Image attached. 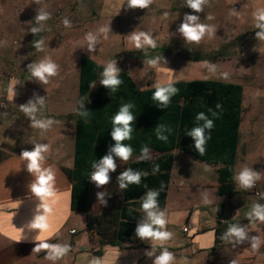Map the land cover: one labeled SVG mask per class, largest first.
I'll return each mask as SVG.
<instances>
[{"label": "crops", "instance_id": "obj_1", "mask_svg": "<svg viewBox=\"0 0 264 264\" xmlns=\"http://www.w3.org/2000/svg\"><path fill=\"white\" fill-rule=\"evenodd\" d=\"M253 1L264 9V0L259 3ZM21 34L15 30H0V96L5 105L4 110L0 111V123H3L0 138L21 141V146L25 148L21 153L0 162V264H156L165 250L173 255L170 264H264V220L256 216L241 223L235 221L238 224L236 229L244 233L242 237L232 233L223 241H217L219 223L234 221V218L227 216L228 201L234 197L218 194V173L214 179L207 178L200 182L198 191L202 198L187 208L172 203L177 200L174 194L180 192V183L186 178L176 175L173 180L171 176L165 208L161 210L166 220L161 231L168 228L167 232L172 238L170 242L151 240V237H131L134 245L106 246L98 256L95 251H99L101 245L94 249L89 237L74 241L78 230L85 231L88 215L71 209L72 182L66 172L73 169L75 164L82 70L85 76L88 75L93 62L105 69L112 65L116 76L121 72L128 73L135 88L141 92L191 81H217L242 86L240 140L234 179L238 191L243 186L237 179L235 168L241 157L245 167L258 177L255 182L264 188V59L189 61L176 60L170 54L163 55L165 62L169 63L160 65L157 63L160 60L151 55L152 47L144 42V36H140V47L136 46L134 36L119 51L116 48L119 43L117 33H110V40L106 41L103 29L87 26L62 30L65 37L56 39L60 50L57 58L51 61L41 49L47 44L46 38H40L37 54L31 55L25 49L24 42H16ZM89 35L93 39L90 40ZM140 49L143 50L141 53L149 55L140 58L137 55ZM45 61L57 65L56 74L50 76L49 85L36 78L32 70L10 75L2 69L7 62H35L37 66ZM211 65L215 68L211 69ZM24 73L29 74L37 86L31 85L29 79H22ZM105 78L101 74L92 91ZM10 85L13 93L11 99ZM23 108H34L35 111L29 114ZM49 121L51 123L47 129L37 126V122ZM38 145L48 148L42 153L41 170L50 169L55 175L54 191L48 198H41L32 191L38 173L29 171V161L22 158L24 151H33ZM240 148H244L241 154ZM179 153L182 152H171L174 158ZM148 154L159 156L150 149L146 150ZM207 173L204 170L202 174L208 177ZM252 199L255 205L257 203L264 208V197L258 202ZM219 206H223L221 213ZM41 215L47 217L49 224V236L44 242L67 248L65 255L58 259H49L51 249L35 251L40 243L35 237L42 232L32 225ZM72 230L76 233L72 234ZM16 232L20 233L19 241L13 238Z\"/></svg>", "mask_w": 264, "mask_h": 264}, {"label": "trees", "instance_id": "obj_2", "mask_svg": "<svg viewBox=\"0 0 264 264\" xmlns=\"http://www.w3.org/2000/svg\"><path fill=\"white\" fill-rule=\"evenodd\" d=\"M139 52L143 50L140 49ZM139 56L145 57L143 54ZM185 59L202 61L212 60L214 57L188 56ZM91 63L92 68L88 75L85 76L82 70L75 164L73 169L66 172L72 182L71 209L88 215L86 231L92 232L97 227L99 229L101 248L95 251L96 255H101L106 246L119 247L131 237H141L137 229L152 223H145L138 214V211L144 210L142 204L149 193H157L154 210L165 208L174 161L171 152L174 150H179L208 166L220 167L218 194L229 198L237 195L234 166L240 140L242 86L217 81L169 84L166 86H171L176 91L164 104L153 99L157 88L138 91L130 75L124 72L116 76L120 84L115 88L102 83L92 91V86L106 69ZM124 107H127L132 116L129 122V138L119 142L131 149L127 160L121 159L115 153L118 142L113 138L115 128L122 127L114 123V117ZM200 114H203L204 119H198ZM207 121L212 122L211 128L205 127ZM196 128L204 129L206 143L203 154L196 148V141L190 135ZM148 149L158 153L159 157L146 158ZM106 157H111L115 165H121L116 169L117 172L123 174L130 171L140 175L139 183L124 182L123 204H119L113 211L116 227L113 238L103 233L101 229L104 228L99 226V221L106 212L102 209L100 216H94L89 206L92 176ZM222 207L219 206L220 213ZM237 226L235 221L220 222L216 231L217 241H223L232 234L230 229ZM152 228L154 231H161L160 225L152 224Z\"/></svg>", "mask_w": 264, "mask_h": 264}, {"label": "rangeland", "instance_id": "obj_3", "mask_svg": "<svg viewBox=\"0 0 264 264\" xmlns=\"http://www.w3.org/2000/svg\"><path fill=\"white\" fill-rule=\"evenodd\" d=\"M257 1L259 3L261 0ZM262 12L264 9L253 0H204L199 11L191 8L188 0H152L146 8L133 7L129 0H0V30L10 32L15 30L19 34L22 32L17 36L19 38L16 42H24L25 49H28L31 55L37 54L40 38H46L47 44L41 49L51 61L57 58L60 50L56 39L61 40L65 37L62 30L87 26L103 29L106 41L110 40V33H117L119 43L116 48L119 51L124 49L131 37L141 33L148 35L153 42L149 44L152 47L151 55L160 60L157 62L160 65L169 63L165 62L163 55L170 54H173L176 60L188 56L197 58L212 56L214 59L206 60L214 62L235 58L247 61L255 57L264 59V21L258 19ZM41 14L46 15L47 19L38 20ZM189 17L196 19L189 20ZM65 20L68 21V26L65 25ZM185 23L189 26H204L205 31L199 41L189 40L181 31ZM140 54L149 55L137 52V55ZM34 66L35 62H7L2 69L13 75L26 73ZM211 66V69L215 68ZM25 73L22 79H29L31 85L37 86V82ZM49 80L50 76L47 78L48 85ZM1 125L3 123H0V127ZM21 145V141L0 138V161L23 151L25 148ZM243 150L244 148H240V154ZM145 157L156 159L159 156L148 154ZM175 157L172 179L175 180L176 175L186 179L180 183L183 191L174 194L177 200L172 203L187 208L202 198L198 191L200 182L207 178L214 179L219 167L208 166L183 153ZM245 166L240 157L235 168L237 179ZM119 167L121 165H115V169L108 172V183L100 185L102 191L100 206L106 213L99 221V226L104 228L101 231L110 238H113L116 232L113 211L119 204H123V187L120 181L122 174L116 170ZM204 170L208 172V177L202 174ZM93 181L92 179V183ZM253 201L246 187L239 188L233 200L228 201L227 216L239 223L251 220L256 216L257 205ZM153 211L157 214L162 213L161 210ZM138 214L145 223L151 222L147 211H138ZM167 230L165 227L164 231ZM98 232V227L92 232L78 230L74 241L89 237L94 249H98L101 245ZM170 235L167 242L172 240ZM132 244L134 245V242L131 240L126 243Z\"/></svg>", "mask_w": 264, "mask_h": 264}, {"label": "clouds", "instance_id": "obj_4", "mask_svg": "<svg viewBox=\"0 0 264 264\" xmlns=\"http://www.w3.org/2000/svg\"><path fill=\"white\" fill-rule=\"evenodd\" d=\"M189 6L197 11L200 10L201 4L204 0H188ZM129 3L133 7L146 8L152 0H129ZM38 20H45L47 16L41 14ZM189 20H195V17H189ZM259 20L264 21V12H262L259 17ZM65 25L68 26V21H64ZM33 31H36L33 29ZM181 31L185 34V36L192 41H199L201 39V35L204 33V26H189V24L185 23ZM140 36H144V42L147 44H152L153 42L146 36L144 33H141L138 36H135L133 39L137 42V47H140ZM90 40L93 39L91 35L88 37ZM57 65L50 62L45 61L41 62L39 65L34 66L32 69V74L38 78L39 80L47 83V76H52L56 74ZM106 79L103 81L105 86H110L115 88L120 84V80L116 78V70L112 65H109L104 73ZM13 84L15 81L12 82ZM176 89L171 86L166 87H157L156 91L153 93V99L159 100L161 103L166 104L169 100V96L173 94ZM11 85L9 86V99L12 98ZM23 110L29 114L35 111L34 108H23ZM198 119H204L203 114L198 116ZM132 120V116L128 113L127 107L121 109V111L114 117V123L118 125H122V127L115 128L113 133V138L118 142L116 148L114 149L115 153L123 160H127L130 156L131 149L128 146L122 145L119 142L129 138V122ZM51 121L45 122H37V126L42 129H47L50 125ZM205 127L211 128L212 122L207 121ZM203 128L194 129L190 135H192L196 141V148L199 150L201 154L204 153L205 148L204 145L206 143V138L204 136ZM48 150L47 146H37L33 151H24L22 153V158L27 159L28 170L31 172L38 173L37 182L33 184L32 191L41 198H48L52 195L54 188L53 185L55 183V175L51 172V170H41L40 162L44 158L42 156L43 152ZM115 164L111 157H106L102 161V166L99 167L98 171H96L92 179L97 183V185H105L108 183V170L114 169ZM258 179L255 173L251 172V170L245 168L238 176V180L240 184L244 187H251L255 180ZM140 175L132 174L130 171H125L120 177L121 187H124V182L127 181L129 183H139ZM157 193L151 192L148 197L144 200L142 207L145 211L148 212V215L151 219V224H144L137 229V233L141 237H154L158 241L167 240L169 237V233L165 231H154L152 228V224L160 225L161 227L166 223L163 213L157 214L153 211L156 208V197ZM255 215L260 220H264V208L259 205L255 208ZM35 229H40L42 234L35 237L36 240L40 241L35 251L39 252L42 249H51V253L49 254V259H58L65 255L67 248L61 247L59 245H50L46 242V238L49 236V224L47 222L46 216H39L36 219V222L32 225ZM230 232L234 233L237 237H242L244 233L241 230L236 228L230 229ZM13 238L19 241L20 233L16 232L13 234ZM255 247V245H253ZM173 255L172 253L165 250L156 260V264H170L172 261Z\"/></svg>", "mask_w": 264, "mask_h": 264}, {"label": "water", "instance_id": "obj_5", "mask_svg": "<svg viewBox=\"0 0 264 264\" xmlns=\"http://www.w3.org/2000/svg\"><path fill=\"white\" fill-rule=\"evenodd\" d=\"M101 195L102 191L100 185H97V183L93 181L89 196V206L91 208V214L94 216H100L102 213V207L100 206Z\"/></svg>", "mask_w": 264, "mask_h": 264}, {"label": "built area", "instance_id": "obj_6", "mask_svg": "<svg viewBox=\"0 0 264 264\" xmlns=\"http://www.w3.org/2000/svg\"><path fill=\"white\" fill-rule=\"evenodd\" d=\"M4 99L0 96V111L4 110ZM249 192L251 193L252 197L255 199V201H260L264 197V188L258 183L254 182V184L248 188ZM243 229V228H242ZM184 231H187L185 229ZM72 234H75L76 231L72 230Z\"/></svg>", "mask_w": 264, "mask_h": 264}]
</instances>
